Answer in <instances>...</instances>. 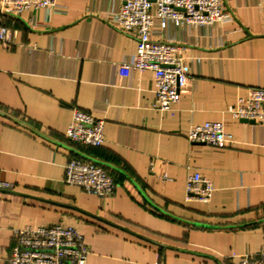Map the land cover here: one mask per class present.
<instances>
[{
	"label": "crops",
	"instance_id": "obj_1",
	"mask_svg": "<svg viewBox=\"0 0 264 264\" xmlns=\"http://www.w3.org/2000/svg\"><path fill=\"white\" fill-rule=\"evenodd\" d=\"M120 0H58L5 16L0 44V264L14 230L45 222L75 227L86 264H237L264 250V123L230 110L264 88V0H224L227 20L169 21L152 36L184 46L188 80L171 110L156 107L151 70L120 65L137 41L111 19ZM74 108L104 119L99 146L65 136ZM220 120L230 143L191 142L192 123ZM80 157L116 182L99 197L64 182ZM212 182L208 202L185 199L186 176Z\"/></svg>",
	"mask_w": 264,
	"mask_h": 264
},
{
	"label": "built area",
	"instance_id": "obj_2",
	"mask_svg": "<svg viewBox=\"0 0 264 264\" xmlns=\"http://www.w3.org/2000/svg\"><path fill=\"white\" fill-rule=\"evenodd\" d=\"M224 0H120L112 23L124 32L134 34L137 41L133 59L120 65L122 73L133 69L151 70L156 82V107L169 111L179 100L180 90L189 76L184 65V46L171 40L152 36L155 23L164 28L169 21L192 26L215 24L227 20ZM58 0H0V44L10 42V30L5 16H17L39 8L50 10ZM233 117L264 123V88H249L245 96L237 98L230 110ZM104 119L74 108L65 136L72 142L99 146L104 141ZM191 142L215 147L230 143L222 121L207 120L192 123L187 132ZM64 182L103 198L113 193L116 182L100 164L80 157L69 158L64 165ZM12 184L0 178V189ZM212 182L199 171L186 176L185 199L205 203L210 200ZM16 244L8 256L9 264H86L89 249L83 235L72 225L45 222L16 228ZM237 264H264V250L257 254H241Z\"/></svg>",
	"mask_w": 264,
	"mask_h": 264
}]
</instances>
